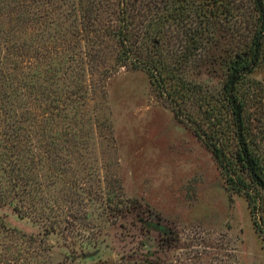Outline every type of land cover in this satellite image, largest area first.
<instances>
[{
    "label": "rangeland",
    "instance_id": "1",
    "mask_svg": "<svg viewBox=\"0 0 264 264\" xmlns=\"http://www.w3.org/2000/svg\"><path fill=\"white\" fill-rule=\"evenodd\" d=\"M85 2L0 0V264H264V193L255 215L227 180L241 173L232 117L199 99L231 44L195 69L209 88L176 114L100 29L74 38L95 23ZM233 5L248 40L251 2ZM238 94L264 174V44Z\"/></svg>",
    "mask_w": 264,
    "mask_h": 264
},
{
    "label": "trees",
    "instance_id": "2",
    "mask_svg": "<svg viewBox=\"0 0 264 264\" xmlns=\"http://www.w3.org/2000/svg\"><path fill=\"white\" fill-rule=\"evenodd\" d=\"M249 1L255 16L248 40L241 35L246 20L235 12V0H105V3L86 0L89 9L93 6L91 13L94 15L91 17L89 12L88 19L95 23L92 27L86 26L82 36L77 32L74 38L89 43L100 29L116 45L118 65L130 63L134 68L143 69L176 114H181L183 106L201 94L198 92H205L204 87L209 88L207 80H193V75L197 74L195 69L208 61L215 62L214 51L223 43L231 44L221 61L224 77L220 88L215 96L206 93L199 99L215 101L208 113L225 110L232 117L237 143L233 160L241 173L235 176L227 171V180L244 190L255 214L257 194L264 193V174L247 141L244 104L238 87L263 57L264 0ZM220 125L218 122L219 128ZM209 137L205 144L220 164L229 162L223 157L218 132L212 130ZM13 187H18L17 183H13ZM254 225L264 232L263 217L256 216Z\"/></svg>",
    "mask_w": 264,
    "mask_h": 264
}]
</instances>
